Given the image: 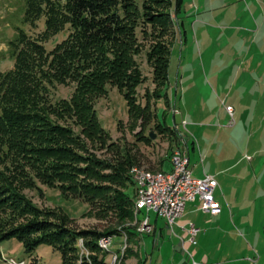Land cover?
<instances>
[{"label": "rangeland", "instance_id": "1", "mask_svg": "<svg viewBox=\"0 0 264 264\" xmlns=\"http://www.w3.org/2000/svg\"><path fill=\"white\" fill-rule=\"evenodd\" d=\"M137 1L142 12L156 9L153 22L141 20L135 29L140 45L135 59L145 77L136 97L142 107L149 105L152 117L131 118L124 92L108 84V93L96 102L109 133L103 146L83 135L81 125L60 118L58 108L50 112L52 121L81 135L72 148L92 157L87 172L64 174V179L50 183L31 168L30 181L13 171L11 154H1L0 185L5 189H0V199L6 210L0 214V234L19 232L53 244L28 253L17 238L4 240L0 264H9L10 257L25 264H64L62 251L67 264H114L115 257V264H264V0H168L145 2L147 7L144 0ZM22 4L0 0V71L14 64L5 51L17 26L31 37L45 30L44 16L36 25L23 22ZM68 33L66 29L44 42L46 48H54ZM162 44L170 49L164 86L154 79L149 57ZM47 85L53 103L70 99L76 87L57 81ZM151 132L155 137L148 139ZM179 147L187 148L194 176L217 178L214 197L220 210L211 213L200 209L199 200L188 202L173 229L159 219L164 229L160 241L154 230L138 231V219L148 213L143 210L136 219L126 197L133 192L134 168L168 169ZM72 167V173L79 174ZM57 171L67 173L65 168ZM19 183L31 207H18L13 189ZM155 215L150 213L152 220ZM181 221L199 229L194 241L187 234L188 245L183 247ZM94 231L111 238L108 250L94 249Z\"/></svg>", "mask_w": 264, "mask_h": 264}, {"label": "trees", "instance_id": "2", "mask_svg": "<svg viewBox=\"0 0 264 264\" xmlns=\"http://www.w3.org/2000/svg\"><path fill=\"white\" fill-rule=\"evenodd\" d=\"M166 1L144 0V4L147 7L145 2L161 4ZM148 9L151 12L140 11L137 0H23L20 7L23 22L36 25L44 16L45 30L40 36L31 37L23 27L17 26L5 51L14 64L9 70L0 71V155L8 157L11 154L14 172L20 171L22 177L32 181L29 176L33 168L35 176L50 183L64 179V174L73 177L87 172L92 157L72 148L81 135H76L69 125L52 121L50 112L58 108L60 118L68 117L81 125L83 135L103 146L109 133L99 119L96 102L108 93V84L124 92L131 118L150 120L149 105L142 107L137 102L136 91L145 77L135 59L140 52L135 29L141 20L153 22L156 11L153 7ZM66 29L69 30L67 37L48 50L44 42ZM149 57L154 79L164 86L168 80L169 46L162 44L150 52ZM53 81L75 83L71 98L53 103L47 85ZM161 127L157 124V128ZM163 127L172 131L169 126ZM1 150H6V155ZM48 161H52L51 164ZM72 165L79 174L72 173ZM59 168H65L67 173L58 172ZM19 184L13 189L19 202L17 206L31 207L32 203ZM132 186L133 192L126 197V204L135 207L138 197L135 179ZM0 189L5 186L0 185ZM4 202L0 199V214L6 210ZM92 235L94 249L106 250L99 244L106 234L94 231ZM10 238L21 241L28 253L42 244H53L50 240L32 239L19 232L0 234V243ZM62 255L67 264L64 251ZM103 260L97 258L98 262Z\"/></svg>", "mask_w": 264, "mask_h": 264}, {"label": "built area", "instance_id": "3", "mask_svg": "<svg viewBox=\"0 0 264 264\" xmlns=\"http://www.w3.org/2000/svg\"><path fill=\"white\" fill-rule=\"evenodd\" d=\"M231 116L234 115V109L231 105L226 107ZM178 109L175 112L178 113ZM231 125L235 121L231 120ZM187 121L183 120V126L186 128ZM179 126V125H178ZM185 145L187 144L186 141ZM190 159L187 154V148H178V154L174 161V170L171 171V177H164L158 181L139 179L144 190L142 202L147 207L148 215L155 213L157 217L165 219L167 227L173 229L177 220L183 216L186 205L190 201L199 200L200 209L216 213L220 210L218 201L215 200L214 193L219 186L215 175L205 174L204 176H194L193 171H189ZM166 203H173V210H166ZM184 231L194 236L198 228L194 223L181 225ZM19 264H23L19 261Z\"/></svg>", "mask_w": 264, "mask_h": 264}, {"label": "bare ground", "instance_id": "4", "mask_svg": "<svg viewBox=\"0 0 264 264\" xmlns=\"http://www.w3.org/2000/svg\"><path fill=\"white\" fill-rule=\"evenodd\" d=\"M178 154V149L174 150L173 155H172V159H171V170L170 171H150L147 170L145 168H140L137 167L133 170V174H134V178L136 179V182L138 183L137 185V191H138V197H137V201H136V205H135V213L137 215L138 219V215L141 211L146 210L147 211V207L145 206V204L142 202V199L144 198V190L141 186V182H138L139 179H147L150 181H158V179L164 178V177H171V171L174 170V161L176 160V155ZM189 171H191L189 169ZM166 210H173V203H166ZM148 213V212H147ZM138 223H139V228L138 231H141L142 233L144 232H149L151 233V231H153L154 226L150 220V216L147 214L146 216H144L143 219H138ZM99 244L102 248L104 249H109L111 246V238L108 237H104L99 241ZM117 257H115V261L113 262L115 264ZM9 264H19V261H22L23 264H25V261L19 260V259H15V258H10L7 260Z\"/></svg>", "mask_w": 264, "mask_h": 264}, {"label": "crops", "instance_id": "5", "mask_svg": "<svg viewBox=\"0 0 264 264\" xmlns=\"http://www.w3.org/2000/svg\"><path fill=\"white\" fill-rule=\"evenodd\" d=\"M177 110H175V112H176ZM187 127H188V122H187V125H186V129H187ZM189 130V129H188ZM172 157V156H171ZM171 167H172V165L170 166V168H168V169H165L164 167H162L163 168V170L162 171H170L171 170ZM193 171V170H192ZM150 216V215H149ZM156 217H155V219H153L152 220V217H150V220H151V222L153 223V225H154V231H155V236L157 235L159 238H160V241H161V239L162 238H164V229L161 227H159V217H157V215H155ZM164 224L166 225V221H164ZM184 223H182V221L181 222H179V225L178 226H180V225H183ZM166 227H167V225H166ZM181 230H183L182 228H181ZM167 233L168 234H170V231L168 230L167 231ZM188 233H187V231H184L183 230V232H182V234L181 235H178L179 236V240L181 241L180 242V246H187L188 245V242H187V237H188V235H187ZM157 249H160L159 247H157ZM3 255H4V253H3ZM5 256V255H4Z\"/></svg>", "mask_w": 264, "mask_h": 264}, {"label": "water", "instance_id": "6", "mask_svg": "<svg viewBox=\"0 0 264 264\" xmlns=\"http://www.w3.org/2000/svg\"><path fill=\"white\" fill-rule=\"evenodd\" d=\"M151 136L154 138L155 137V134L151 133Z\"/></svg>", "mask_w": 264, "mask_h": 264}]
</instances>
